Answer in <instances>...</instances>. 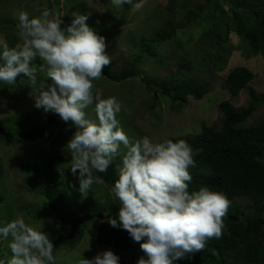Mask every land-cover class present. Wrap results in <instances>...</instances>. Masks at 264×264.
<instances>
[{"label":"rangeland","instance_id":"rangeland-1","mask_svg":"<svg viewBox=\"0 0 264 264\" xmlns=\"http://www.w3.org/2000/svg\"><path fill=\"white\" fill-rule=\"evenodd\" d=\"M252 1L145 0L141 10L133 11L132 5L116 7L111 0H0V40L9 47L20 42L16 28L20 11H26L32 18L47 10L60 17L63 29L72 23L73 14L91 13L86 23L108 43L112 71L131 67L138 70V75L122 82L102 75L94 81L96 88L102 91L103 98L115 97L122 105L117 118L130 138L147 136L154 143L163 142L170 137L198 133L203 123L218 124L221 117L218 105L224 100H230L237 108L247 105L246 89L238 96H231L224 88L225 78L233 67H248L255 74L247 86L248 91L264 95V53L249 56L247 41L232 28L233 11L249 15ZM257 2L264 3V0ZM166 26L176 29L170 39L155 43L149 40L155 38L156 30ZM149 42L152 48L147 47ZM41 64L39 58L32 62L36 68ZM169 79L175 83L183 79L193 83L208 82L211 91L199 100L189 94L188 102L176 109L173 100L159 90L160 86L148 81ZM47 84L51 81L46 76L37 75V88ZM35 91L28 87L27 78L23 76L14 85L0 82V123L15 139L12 144L0 139L5 169L0 179V227L23 217L26 223L42 229L52 240L58 235L69 236L71 227L54 215L44 195L48 158L63 157L58 166L59 184L71 208L76 202L94 204L93 207L101 211L100 219L106 221L119 201L95 173L93 175L103 182H95L86 196L78 191L79 182L71 173V156L66 149L76 128L57 114L37 109L30 95ZM94 109L93 104L85 111L87 118L95 121ZM263 116L264 107L255 119ZM33 131L38 134L28 137ZM123 151L121 146V153ZM113 160L119 174L121 157L118 155ZM9 241L10 237L6 240L0 236V259L5 261L12 255ZM109 249L120 257L121 264H136L144 255L139 244L134 249L118 250L99 243L87 231L75 247H54L53 255L55 264H79L81 258L92 259L98 252ZM174 264H184L183 259Z\"/></svg>","mask_w":264,"mask_h":264},{"label":"clouds","instance_id":"clouds-1","mask_svg":"<svg viewBox=\"0 0 264 264\" xmlns=\"http://www.w3.org/2000/svg\"><path fill=\"white\" fill-rule=\"evenodd\" d=\"M144 2L111 0L116 7L132 5L133 11L141 10ZM90 15L73 14L72 23L63 29L60 17L47 10L32 18L20 11L16 24L20 42L9 47L0 40V82L14 85L17 78L26 77L28 87L36 89L30 93L34 106L75 126L66 149L82 195L86 196L95 182H103L94 172H106L113 159L121 157L118 179L111 188L119 201L118 220L108 217L107 222L139 243L144 255L136 264H174L202 252L209 240L222 236L223 217L231 201L206 186L189 191L193 179L189 168L195 167V160L185 140L154 143L147 136L132 139L125 132L117 118L122 105L115 97L103 98L94 84L111 61L105 38L86 23ZM37 58L42 61L39 68L32 66ZM38 72L51 84L37 88ZM93 104L95 121L87 118L85 111ZM0 236L10 237L12 254L7 261L0 259V264H55L48 234L30 226L23 217L0 227ZM119 261L109 249L92 259L81 258L79 264Z\"/></svg>","mask_w":264,"mask_h":264},{"label":"trees","instance_id":"trees-1","mask_svg":"<svg viewBox=\"0 0 264 264\" xmlns=\"http://www.w3.org/2000/svg\"><path fill=\"white\" fill-rule=\"evenodd\" d=\"M139 1L133 0V4ZM249 10V15L233 11L232 28L247 41L250 56L264 53V3L253 0ZM175 30L171 26L163 27L155 31V38L149 40L155 43L170 39ZM106 44V52H109V45ZM147 47L152 48L153 44L149 42ZM37 75L45 78L43 73ZM103 75L111 81L122 82L138 75V70L131 67L115 72L109 64L104 68ZM254 77L255 74L246 66L233 67L225 78L224 88L231 96H238L246 89L249 96L247 105L237 108L230 100H224L218 105L221 114L218 124L203 123L198 133L167 138L173 142L185 140L192 148L195 167L189 168L193 177L189 191L206 186L212 191L224 193L231 201L227 215L223 217L222 236L209 240L202 252L183 259L184 264H264V116L255 119L264 107V95L248 91L247 86ZM148 81L159 85V90L173 100L176 109L188 102L189 94L199 100L211 91L208 82L193 83L188 79L180 83L172 79ZM37 134L33 131L27 136L34 138ZM0 139L7 144L15 141L13 133L3 123H0ZM62 160V155H57L45 161L44 195L51 211L64 224H70L73 219L85 214L93 217L78 226L75 237L67 239V236L58 235L52 239L54 247H75L87 231L99 243L118 250L134 249L139 243L134 242L125 230L113 228L107 220L97 217L101 211L93 207L94 204L76 202L74 208L70 207L59 184L61 173L58 166ZM4 170L0 155V179ZM94 173L110 188L119 175L114 160L106 172ZM118 211L119 206L114 207L108 217L117 219Z\"/></svg>","mask_w":264,"mask_h":264},{"label":"water","instance_id":"water-1","mask_svg":"<svg viewBox=\"0 0 264 264\" xmlns=\"http://www.w3.org/2000/svg\"><path fill=\"white\" fill-rule=\"evenodd\" d=\"M96 216L100 218L101 214H97ZM92 217H93V215L85 214V215H82L80 217H77V218L73 219L71 221V223H70L71 233L66 238L67 239H71V238L75 237L76 236L77 229H78V226L80 224L86 222V221L91 220Z\"/></svg>","mask_w":264,"mask_h":264}]
</instances>
